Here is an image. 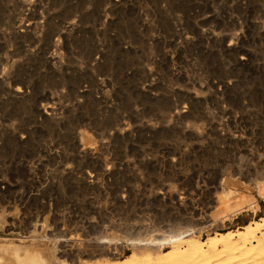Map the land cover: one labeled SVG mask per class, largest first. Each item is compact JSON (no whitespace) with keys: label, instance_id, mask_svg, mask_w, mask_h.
Masks as SVG:
<instances>
[{"label":"rangeland","instance_id":"rangeland-1","mask_svg":"<svg viewBox=\"0 0 264 264\" xmlns=\"http://www.w3.org/2000/svg\"><path fill=\"white\" fill-rule=\"evenodd\" d=\"M0 183V264L264 218V0H0Z\"/></svg>","mask_w":264,"mask_h":264},{"label":"bare ground","instance_id":"bare-ground-1","mask_svg":"<svg viewBox=\"0 0 264 264\" xmlns=\"http://www.w3.org/2000/svg\"><path fill=\"white\" fill-rule=\"evenodd\" d=\"M16 1V0H15ZM117 1V0H116ZM32 7V6H31ZM35 10V9H34ZM13 12V11H12ZM17 12V11H16ZM15 12V13H16ZM11 13V12H10ZM14 13V12H13ZM14 13V14H15ZM34 13V12H32ZM37 14V13H35ZM38 15V14H37ZM36 15V16H37ZM28 16V15H27ZM31 16V15H30ZM35 16V15H33ZM32 16V17H33ZM49 17V16H48ZM52 17V16H51ZM50 17V18H51ZM53 18V17H52ZM47 19V18H46ZM44 19V20H46ZM49 20V19H48ZM14 21V20H13ZM51 20H49L50 22ZM47 23L46 25H50L51 23ZM76 22V21H75ZM37 23V22H36ZM45 23V22H44ZM57 23V22H56ZM25 24V23H24ZM53 24V23H52ZM55 24V23H54ZM59 25V24H57ZM46 26V29H47ZM22 30L20 31V36H27L30 37V35H32V31L35 28V24L33 22H27L26 25L21 27ZM49 29H51L50 27H48ZM72 28V27H71ZM52 30V29H51ZM55 29H53L54 32ZM46 31V30H45ZM48 31V30H47ZM47 31L45 32L47 34ZM74 31V30H73ZM44 33V35H45ZM49 34V33H48ZM68 34V33H67ZM207 34V33H206ZM52 35V34H50ZM48 36L44 39H47L51 36ZM65 35V34H64ZM17 36V35H16ZM205 36V34H204ZM207 36V35H206ZM209 36V35H208ZM14 37V36H13ZM18 38V37H17ZM33 38V37H32ZM31 38V39H32ZM19 39V38H18ZM29 39V38H28ZM70 39V38H69ZM207 39V37H206ZM235 39V38H234ZM26 40V38H25ZM209 40V38H208ZM237 40V39H235ZM21 41V40H20ZM27 41V40H26ZM47 41L44 40L43 43ZM49 41V40H48ZM210 41V40H209ZM52 41H50L51 43ZM211 42V41H210ZM24 43V42H22ZM65 43V42H64ZM215 43V42H214ZM19 44V43H18ZM45 44V43H44ZM43 44V45H44ZM68 44V43H67ZM71 44V43H70ZM3 45V44H2ZM47 44H45L46 46ZM65 45V44H64ZM22 46V45H21ZM20 46V47H21ZM71 46V45H70ZM231 44L228 45V48H230ZM23 47V46H22ZM66 47V45L64 46ZM46 48V47H45ZM19 49V48H18ZM38 49V48H37ZM36 49V50H37ZM43 49V47H42ZM16 50V49H15ZM47 50V49H46ZM65 50V49H64ZM238 50V49H237ZM20 51V50H19ZM17 51V53L19 52ZM44 51V49H43ZM43 51H40L41 53ZM49 52V51H48ZM36 53L38 54L39 52L36 51ZM35 53V55H36ZM45 53V52H44ZM44 53L42 54V56L44 55ZM68 53V52H67ZM91 53H93V51L91 50ZM16 54V51H15ZM20 54V53H19ZM22 54V53H21ZM20 54V55H21ZM40 54V53H39ZM31 56V54L29 55ZM33 56V55H32ZM39 57V55H36ZM91 56V54H90ZM64 57V56H63ZM241 57V56H240ZM32 58V57H31ZM30 58V59H31ZM35 58V57H34ZM48 58V57H47ZM29 59V58H28ZM29 59V60H30ZM42 59V58H41ZM44 59V58H43ZM50 59V60H49ZM52 57H49L48 60L49 62L52 60ZM241 61L245 60L244 58H239ZM27 60V59H26ZM35 60V59H34ZM37 60V59H36ZM33 61V59H31V62ZM40 61V60H39ZM39 61L37 60V62L39 63ZM68 61V60H67ZM36 62V61H34ZM43 63V62H41ZM47 63V62H46ZM25 64V63H24ZM33 66V63H31ZM30 64V65H31ZM35 64V63H34ZM51 64V63H50ZM26 65V64H25ZM37 65V64H36ZM41 65V64H39ZM43 65V64H42ZM53 65V64H52ZM29 67V65H27ZM47 66V65H46ZM64 66V65H63ZM19 67V66H18ZM27 67V70L29 71V68ZM40 67V66H39ZM42 67V66H41ZM45 67V66H44ZM67 67V66H66ZM26 68V67H25ZM38 68V65H37ZM46 68V67H45ZM65 68V67H64ZM32 69V68H31ZM30 69V70H31ZM51 69V68H50ZM49 69V70H50ZM67 69V68H66ZM19 70V69H18ZM22 69H20L17 72H20ZM26 70V69H24ZM34 71V68L32 69ZM52 70V69H51ZM31 71V72H33ZM64 70H62L63 72ZM50 72V71H49ZM65 72V71H64ZM24 73V71L22 72ZM29 73V72H28ZM53 73L55 74V72L53 71ZM17 74V73H16ZM21 74V73H19ZM32 74V73H31ZM27 75V73H26ZM26 75H24L26 77ZM29 75V74H28ZM52 75V74H51ZM16 76V75H15ZM23 76V77H24ZM76 76V75H75ZM81 76V75H80ZM79 76V77H80ZM22 77V75H21ZM21 77H17V78H21ZM24 77V78H25ZM30 77V75H29ZM55 77V76H54ZM53 77V78H54ZM16 77H14L15 79ZM16 78V79H17ZM71 78V77H70ZM77 78V77H76ZM57 79V78H56ZM72 79V78H71ZM19 80V79H18ZM27 80V77H26ZM77 80V79H76ZM75 80V82H76ZM14 81V80H13ZM12 81V82H13ZM17 81V80H16ZM58 80H56L57 83ZM71 81V80H70ZM74 81V80H73ZM82 81V80H81ZM19 82V81H17ZM32 82V81H31ZM30 82V83H31ZM78 82V81H77ZM76 82V83H77ZM24 83V82H22ZM21 83V84H22ZM73 83V82H71ZM60 84V83H58ZM69 84V83H67ZM108 83L106 82V85ZM13 85V84H11ZM17 85V84H16ZM32 85V84H31ZM80 85V84H79ZM15 86V85H14ZM70 85H67V89L69 90ZM74 86V85H71ZM108 86V85H107ZM79 87V86H77ZM66 89V90H67ZM73 89V88H72ZM80 90V88H78ZM12 93L16 96L19 95H23L24 94V90L22 87L20 86H16L14 89H12ZM67 90V92H68ZM71 91V90H70ZM74 91V90H72ZM71 91V92H72ZM82 92V91H80ZM78 92V93H80ZM77 93V94H78ZM84 93V92H83ZM71 94V93H70ZM27 94H25L26 96ZM79 96V94H78ZM82 96V93L81 95ZM191 97V95H188ZM193 97V96H192ZM24 98V97H23ZM44 105H46L44 103ZM170 105V104H168ZM43 106V104H42ZM165 109H169L168 107H166L164 105ZM57 108V107H56ZM163 108V106H162ZM160 108V109H162ZM171 108V107H170ZM58 110V109H57ZM164 110V108H163ZM167 113V112H166ZM170 113V112H169ZM199 118V117H198ZM151 127V126H150ZM124 129V128H123ZM123 129H119L116 130L118 131L117 133L119 134H123L125 133V131H127L125 129V131ZM196 135V133H195ZM201 135V134H200ZM199 135V136H200ZM114 136V135H113ZM123 135L119 136L122 137ZM116 137V136H115ZM114 137V139H116ZM118 138V139H119ZM113 141V140H112ZM115 141V140H114ZM77 142V140H76ZM113 142H111L112 144ZM99 145V144H98ZM106 145V143H105ZM101 146V145H100ZM103 146V145H102ZM110 147V146H109ZM108 147V148H109ZM77 148V147H76ZM99 148V147H98ZM104 148V147H103ZM102 148V149H103ZM100 149V148H99ZM99 149L94 151H87V155L89 157H91L92 160H95V162L92 163H96L99 161ZM101 149V150H102ZM79 151V150H77ZM166 151V150H165ZM168 151V150H167ZM173 151V150H172ZM103 152V151H102ZM111 152V151H110ZM170 152V151H168ZM108 154V153H107ZM111 154V153H110ZM78 155V154H77ZM114 156V155H113ZM106 157V156H104ZM110 157V156H109ZM116 158H118L117 156H115ZM113 157V158H115ZM103 158V157H102ZM101 158V160H102ZM90 159V161H91ZM104 159H108V155L107 158ZM103 159V160H104ZM122 159V158H121ZM124 159V158H123ZM122 159V160H123ZM98 160V161H96ZM110 160V159H109ZM113 160V159H112ZM120 160V161H122ZM87 161V160H86ZM114 161V160H113ZM89 162V160H88ZM100 162V161H99ZM105 162V161H104ZM111 162V161H110ZM118 162V161H117ZM102 163V161H101ZM112 163V162H111ZM116 163V162H115ZM112 163V164H115ZM124 163V162H123ZM104 165V163H102ZM106 164V163H105ZM109 164V163H108ZM119 164V163H118ZM128 164V162H127ZM87 165V164H86ZM93 165V164H92ZM98 165V164H97ZM100 165V164H99ZM110 165V164H109ZM90 166V165H89ZM121 166H125V165H121ZM120 166V167H121ZM96 167V166H95ZM92 168V167H91ZM108 168V166H107ZM106 168V169H107ZM93 169H94V165H93ZM99 169V168H98ZM101 169V168H100ZM103 169H105L103 167ZM94 171V170H93ZM96 171V170H95ZM94 171V172H95ZM103 171V170H102ZM108 171H110V169H108ZM114 170V174H115ZM111 173V172H110ZM88 175V173H86ZM86 174L84 173V175L86 176ZM93 174V173H92ZM100 174V173H97ZM108 172L104 171L103 175H107ZM83 175V174H82ZM91 177V174H89ZM96 175V174H94ZM109 175V174H108ZM98 176V175H97ZM94 176L95 180H98V177ZM101 176V177H102ZM112 176V175H111ZM88 177V178H90ZM99 177V178H101ZM106 177V176H104ZM83 177H81L82 180ZM92 178V177H91ZM90 178V179H91ZM109 178V176H108ZM93 179V178H92ZM93 179V180H94ZM103 179V178H102ZM86 181V180H85ZM84 181V182H85ZM94 182V181H93ZM1 184V183H0ZM5 184V183H4ZM7 187V185H6ZM10 188V187H9ZM12 189V188H11ZM221 192H223V197H221L219 199V201L214 202V204H220V205H225V207H228V209L224 212V215L221 216V220L220 223H223V221L230 219L232 214L237 213V212H241L243 211L246 207H248L251 204H247L245 201L243 200H239L237 202L234 203H229V199L227 197L228 194H230L229 191H226L225 189L221 188ZM5 190V188H4ZM7 190V189H6ZM209 193V192H207ZM226 194V195H225ZM183 203V202H182ZM181 203V204H182ZM228 203V204H227ZM177 204V202H176ZM180 204V205H181ZM179 205V204H178ZM209 205V204H208ZM215 206V205H214ZM206 209V207H204ZM209 208V207H207ZM214 208V207H213ZM203 209V208H202ZM204 210V209H203ZM202 210V211H203ZM193 211V210H192ZM191 211V213H192ZM196 211V210H195ZM194 211V212H195ZM201 213V212H200ZM188 214V213H187ZM197 215V213H195ZM195 215V216H196ZM203 215V214H202ZM209 215V214H208ZM192 217V215H191ZM189 218V221L193 218ZM186 218V217H185ZM188 219V217H187ZM203 219V218H202ZM210 219V218H209ZM186 222V224L188 223ZM260 222V223H259ZM261 222L263 224H261ZM260 234V236H258L257 234ZM101 239V238H100ZM99 239L100 242H96L95 240V244L92 245H86L85 248H83L82 250H76V251H72L73 247L71 248L70 251V255H68L65 251L64 253L67 254V256H70L72 258H80L81 255H85L87 254L88 258L92 259L95 258V256H101V255H106V254H111L106 246L104 244H109L108 241H101ZM86 244V243H85ZM90 244V243H88ZM131 246L133 247V249L135 250L133 253H131L130 255L126 256L123 259H119L117 257L114 256V253H112L111 257L109 256L105 263H102V261L100 259H94L90 262V264H264V218H261L259 221H251L250 223H248L247 225H245L244 227H242L241 229H237V230H230V231H226L224 233H219V234H214L211 236H208L207 239H205L204 241L200 240L199 237L196 235V231L195 228H193L192 226H185L179 230H177L176 232L172 233V234H168V235H163L162 237H160L159 240L157 239H132L130 242ZM163 245H167L169 246L167 250L165 251H161V248ZM67 246V245H66ZM65 246V248H66ZM70 249V247H68ZM24 249V248H23ZM68 249V250H69ZM76 249V248H74ZM140 250L141 252L137 251ZM35 250H31L30 254H27L25 256H16L15 257V261H18L20 264H61V263H56L55 260V253H51L49 254V256H45V255H39L37 253H35ZM63 252V250L61 251ZM95 255V256H94ZM63 256V254H62ZM66 256V255H64ZM45 258V260L43 259ZM49 260V261H48ZM75 260V259H74ZM101 261V262H100Z\"/></svg>","mask_w":264,"mask_h":264}]
</instances>
